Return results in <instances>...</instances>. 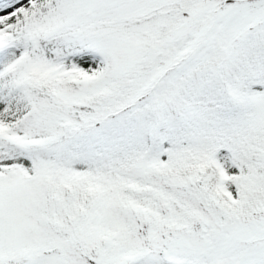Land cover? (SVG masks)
<instances>
[{
    "label": "snow or ice",
    "instance_id": "1",
    "mask_svg": "<svg viewBox=\"0 0 264 264\" xmlns=\"http://www.w3.org/2000/svg\"><path fill=\"white\" fill-rule=\"evenodd\" d=\"M0 264H264V0H0Z\"/></svg>",
    "mask_w": 264,
    "mask_h": 264
}]
</instances>
